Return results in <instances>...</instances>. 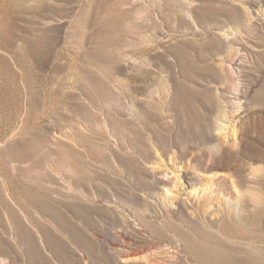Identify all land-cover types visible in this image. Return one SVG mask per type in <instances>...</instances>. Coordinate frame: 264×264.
I'll return each mask as SVG.
<instances>
[{
  "label": "rangeland",
  "instance_id": "374dc122",
  "mask_svg": "<svg viewBox=\"0 0 264 264\" xmlns=\"http://www.w3.org/2000/svg\"><path fill=\"white\" fill-rule=\"evenodd\" d=\"M241 3L251 24L264 20V0H0V264H109L122 226L142 236L138 215L160 194L152 175L175 170L195 202L198 176L240 182L264 169V32L249 67L211 46V32L248 36ZM233 100L236 146L228 128L224 142L217 134ZM217 140L238 159L204 169ZM224 192L213 191L210 218L232 206ZM246 198L252 234L226 241L234 264H264V210L254 220Z\"/></svg>",
  "mask_w": 264,
  "mask_h": 264
},
{
  "label": "bare ground",
  "instance_id": "6f19581e",
  "mask_svg": "<svg viewBox=\"0 0 264 264\" xmlns=\"http://www.w3.org/2000/svg\"><path fill=\"white\" fill-rule=\"evenodd\" d=\"M237 8L241 17H244L245 33L248 36L226 40L220 36V33L211 32L218 36H215L216 40L212 41L211 46L219 50L225 45L227 47L226 58L229 62L233 60L238 52H242L246 56L247 61L244 67H249L252 63L251 60H248V57H251V54L256 55L262 50L259 40L262 37L261 33L264 32V20L261 19V22L256 25L251 24V12L248 8L243 6V3ZM228 64L226 62L222 68L227 73H232L233 70ZM232 85L235 91L238 90V84L232 82ZM229 103L232 104L233 108H224L220 115V117H223L228 122V125L221 126L217 134L223 137L224 142L226 138L225 131L228 128L233 137L232 143L236 146L235 135L238 132L237 125L239 119L236 120L237 122L234 119L237 118L235 114L240 109V101L233 100L229 101ZM227 106L230 107V105ZM223 146L221 140L207 144L209 159L204 169H212L217 158L225 164L235 163L238 159V150H230L225 147L226 145ZM262 155L263 153H261ZM173 173L172 178H163L157 175L151 176L150 186L153 187L152 189H159L160 194L159 196L154 195L155 206L149 214L143 212L142 215H138L140 216V225L142 226L135 227L134 232L136 234L140 233L142 236H139L140 238L138 239L134 238L132 241L128 240L125 237V229L122 226L119 229L121 230V234L115 233V235L111 236L109 247L111 248L112 258L108 262L109 264H188L190 260L195 259L210 264L235 263L236 259L232 252V246L226 240L230 239L229 237H236V235L248 238L252 234V230L250 229L251 224L248 225L250 215L243 213L244 211H248L244 197L250 198L252 201V218L255 220L264 210V197L262 196L264 194L262 190L264 185L263 167L254 166V168L249 169V172L240 173L242 175L240 182L231 177L227 180L222 174H216L214 172L213 176H198L200 180L204 181L200 189L203 193L202 196L197 197V201L195 202L181 197V191L183 190L182 178L175 170ZM212 178L216 179L217 182L214 183ZM227 182L229 183L228 185ZM213 184H215L214 187ZM226 188H230V194L233 197L232 206L228 204V208L221 218H210L208 213L211 210V203L217 200L216 196L213 195V191L218 190L219 192H224ZM197 190L198 188L196 186L193 187V192ZM173 205L177 206V211L184 215V221L178 222L172 217L170 214L171 210H174L173 212L175 213V209L171 207ZM190 207L192 210L188 215L187 209ZM147 225L154 227L156 231L155 235L149 233L150 231ZM222 237L225 241L222 240ZM90 245L92 247L94 246L93 243H90ZM165 247L172 249V252L164 250ZM258 260L257 262H259Z\"/></svg>",
  "mask_w": 264,
  "mask_h": 264
}]
</instances>
